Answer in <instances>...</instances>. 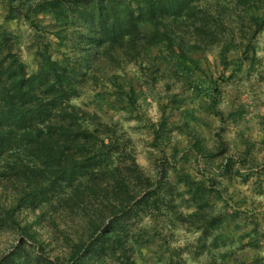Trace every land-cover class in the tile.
Masks as SVG:
<instances>
[{
  "label": "trees",
  "instance_id": "obj_1",
  "mask_svg": "<svg viewBox=\"0 0 264 264\" xmlns=\"http://www.w3.org/2000/svg\"><path fill=\"white\" fill-rule=\"evenodd\" d=\"M0 3L7 9L0 22V234L19 236L0 264H226L227 258L264 264V224L254 198L264 196L263 184L246 195V208H235L242 194L223 185L224 179L248 182L264 165L247 168L243 154L229 153L221 134L210 149L205 138L190 133L189 153L175 147L152 175L138 162L121 122L75 103L86 87L110 82L112 90L96 94L100 103L113 97L128 119L145 123L153 147L164 152L179 126L168 117L146 116V92L120 75L134 65L149 86L148 77L165 80L170 90L181 82L206 101L191 112L181 110L188 97L170 94L181 119L199 120L195 114L204 107L222 125L238 123L242 112L226 114L221 106L225 74L202 69L204 75H197L201 65L194 54L216 48L225 68L235 65L232 73L250 58L254 63L264 0ZM41 16L50 20L43 24ZM14 20L27 22L38 39L34 72L6 25ZM55 40L60 57L52 51ZM232 51L240 53L236 60H230ZM190 154L197 177L180 166ZM218 157L220 165L211 167ZM180 230L193 238L179 243ZM227 234L234 235L228 244Z\"/></svg>",
  "mask_w": 264,
  "mask_h": 264
},
{
  "label": "rangeland",
  "instance_id": "obj_2",
  "mask_svg": "<svg viewBox=\"0 0 264 264\" xmlns=\"http://www.w3.org/2000/svg\"><path fill=\"white\" fill-rule=\"evenodd\" d=\"M6 7L0 3V22H4L6 14ZM46 24L49 20V16H41L37 18ZM8 29L19 38L21 42V56L27 63L28 69L34 72L37 69L38 57L36 56L37 50V38L34 31L29 24L23 20H14L6 22ZM52 47V51L56 57H60V54L56 49V45ZM254 48L251 55H256V61L253 63L252 59L244 61L241 69H236L235 73H232L235 65H229L225 68L223 62L218 56L216 48L206 50L205 52L195 53L194 56L199 60L201 69L196 70V74L203 76L201 72L204 69L205 73L212 72L215 77H218L220 73H224L226 76L225 81H221L222 89V108L226 114L231 110H237L242 112L243 116L238 123H227L222 125L217 118L211 116L209 112L201 107L202 110H198L195 114L199 120L192 118L181 119L182 111H179L174 106L172 98H169L170 94L177 93L181 97H188L186 102H183L182 109H189L193 112L196 105L205 106L206 101L201 96H194L193 93L185 91V85L183 83H177V86L168 88L165 80H159L157 82L149 81L150 86L145 81V77L141 76L138 72L137 66L130 65L126 69L120 71L122 79L127 83H132L137 92L145 91L146 101L143 103V111L151 120L157 121L164 117H168L169 124H175L179 126L172 130L171 141L166 144L164 152H161L159 148L153 147V136L149 133L145 127V123L139 119H128V113L125 110H120V105L116 106L113 97H106L100 103L97 92H106L111 89L110 82L100 83L95 87L93 84L90 88L86 87L79 98L75 100V103L85 106L86 108L97 111L106 121L121 122L124 128L128 130V133L132 136L135 144L136 155L138 162L152 175L157 174L158 163H163L161 157L170 156L174 152V148H178L181 152L190 147L193 133H197L206 140V145L210 149L217 148V140L219 135L223 136V140L229 148V153H241L246 158L245 165L247 168L262 169L264 165V30L256 37L254 42ZM158 53V49H154L152 54ZM230 60H236L240 53L232 51L229 54ZM234 74V75H233ZM147 85V86H146ZM209 85L206 82V87ZM116 108H115V107ZM184 121V122H182ZM183 126V127H182ZM224 126V130H222ZM188 131L186 130V128ZM191 131V132H189ZM191 133V134H190ZM250 146V152L247 154V146ZM176 153V151H175ZM185 154V152H182ZM188 161L181 162L180 166H185L193 176L197 177V161L193 154H190ZM222 159L218 157L214 162H210L211 167H218ZM204 160H201L200 166H203ZM208 169H211L208 167ZM170 179L174 180L175 176L170 172ZM263 184L264 188V171L260 172L258 176L252 177L248 182H243L240 178L233 184L228 183L224 179V186L230 193L238 190L242 196L236 198L234 201L235 208H246L244 204V198L246 195L253 196L258 188L259 183ZM258 185V186H257ZM255 204L257 205L256 214L258 218L264 224V196H254ZM231 225L233 223H230ZM178 237L179 243L184 242V238H193L192 234H188L183 230H180ZM18 234L14 233H1L0 234V256L7 253L14 244L18 242ZM234 239L233 234H227L224 239L226 244L231 243ZM246 243V239L243 241ZM65 243V242H64ZM264 255V250L261 252ZM252 257L253 255H249ZM226 264H235L231 258L225 260ZM139 264H145L143 260L139 261ZM189 264H196L191 262Z\"/></svg>",
  "mask_w": 264,
  "mask_h": 264
}]
</instances>
